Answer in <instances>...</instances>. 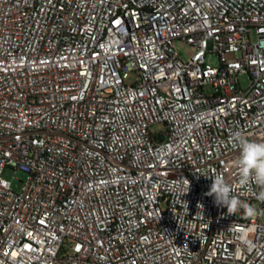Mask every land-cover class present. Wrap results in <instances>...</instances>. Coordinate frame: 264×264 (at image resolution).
I'll return each mask as SVG.
<instances>
[{
	"label": "built area",
	"instance_id": "built-area-1",
	"mask_svg": "<svg viewBox=\"0 0 264 264\" xmlns=\"http://www.w3.org/2000/svg\"><path fill=\"white\" fill-rule=\"evenodd\" d=\"M236 133L264 143V0H0V264H264Z\"/></svg>",
	"mask_w": 264,
	"mask_h": 264
},
{
	"label": "clouds",
	"instance_id": "clouds-1",
	"mask_svg": "<svg viewBox=\"0 0 264 264\" xmlns=\"http://www.w3.org/2000/svg\"><path fill=\"white\" fill-rule=\"evenodd\" d=\"M234 140L240 148L239 157L235 161V166L239 169L240 183L254 184L258 189L255 198L264 202V143L248 141L239 133L234 135ZM211 179L212 184L206 195L213 196L215 203L226 208L228 214H234L240 207H243L248 215L255 211L251 205L240 201L233 194L231 184L222 175L218 174Z\"/></svg>",
	"mask_w": 264,
	"mask_h": 264
},
{
	"label": "rangeland",
	"instance_id": "rangeland-1",
	"mask_svg": "<svg viewBox=\"0 0 264 264\" xmlns=\"http://www.w3.org/2000/svg\"><path fill=\"white\" fill-rule=\"evenodd\" d=\"M176 48L185 60H188L193 53V50L190 46L186 45L185 43L179 40L176 42ZM208 63L215 64L216 63L215 58L214 57L208 58ZM240 81L242 86L244 87L249 84L248 77L245 74L240 77ZM206 91L208 93H211L212 92L211 86H207ZM24 177L25 174L22 171H14L13 169H7L4 173V178L11 182V185L15 191L20 190L21 182L19 180H23ZM261 222L264 223V208L262 212Z\"/></svg>",
	"mask_w": 264,
	"mask_h": 264
}]
</instances>
